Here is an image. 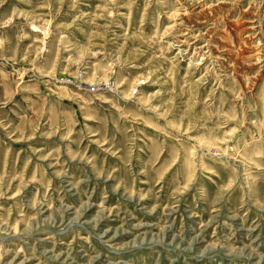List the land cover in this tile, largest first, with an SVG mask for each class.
I'll use <instances>...</instances> for the list:
<instances>
[{
  "label": "rangeland",
  "instance_id": "1",
  "mask_svg": "<svg viewBox=\"0 0 264 264\" xmlns=\"http://www.w3.org/2000/svg\"><path fill=\"white\" fill-rule=\"evenodd\" d=\"M0 264H264V0H0Z\"/></svg>",
  "mask_w": 264,
  "mask_h": 264
},
{
  "label": "bare ground",
  "instance_id": "2",
  "mask_svg": "<svg viewBox=\"0 0 264 264\" xmlns=\"http://www.w3.org/2000/svg\"><path fill=\"white\" fill-rule=\"evenodd\" d=\"M196 5V4H195ZM197 25V24H196ZM193 27V26H192ZM183 35V34H182ZM202 39V38H201ZM203 52V51H202ZM204 56V55H203ZM216 56V55H215ZM202 60V59H201ZM212 61H213V59H212ZM216 72V71H215Z\"/></svg>",
  "mask_w": 264,
  "mask_h": 264
},
{
  "label": "built area",
  "instance_id": "3",
  "mask_svg": "<svg viewBox=\"0 0 264 264\" xmlns=\"http://www.w3.org/2000/svg\"><path fill=\"white\" fill-rule=\"evenodd\" d=\"M93 89V88H92Z\"/></svg>",
  "mask_w": 264,
  "mask_h": 264
}]
</instances>
